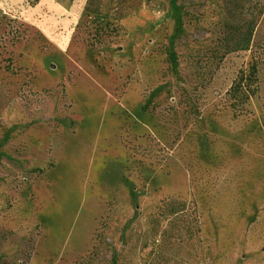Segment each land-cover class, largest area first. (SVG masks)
Wrapping results in <instances>:
<instances>
[{
  "label": "rangeland",
  "instance_id": "rangeland-1",
  "mask_svg": "<svg viewBox=\"0 0 264 264\" xmlns=\"http://www.w3.org/2000/svg\"><path fill=\"white\" fill-rule=\"evenodd\" d=\"M0 264H264V0H0Z\"/></svg>",
  "mask_w": 264,
  "mask_h": 264
}]
</instances>
